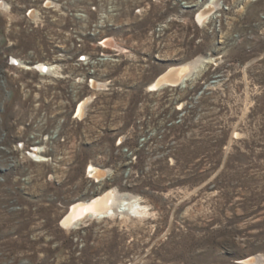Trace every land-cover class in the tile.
Wrapping results in <instances>:
<instances>
[{
  "label": "rangeland",
  "instance_id": "1",
  "mask_svg": "<svg viewBox=\"0 0 264 264\" xmlns=\"http://www.w3.org/2000/svg\"><path fill=\"white\" fill-rule=\"evenodd\" d=\"M208 1L0 0V264H264V0ZM112 190L146 215L63 226Z\"/></svg>",
  "mask_w": 264,
  "mask_h": 264
},
{
  "label": "bare ground",
  "instance_id": "2",
  "mask_svg": "<svg viewBox=\"0 0 264 264\" xmlns=\"http://www.w3.org/2000/svg\"><path fill=\"white\" fill-rule=\"evenodd\" d=\"M220 0H209L203 11L198 13L197 20L198 23L201 25H204L206 23L210 22L211 19H216L218 15L214 18L213 15H215L218 10L220 9ZM1 5V4H0ZM4 4L2 3L1 6ZM51 6L52 3L48 2L46 3V6ZM5 6V5H4ZM3 6V7H4ZM29 12V11H28ZM29 17L36 21H38V16L36 15V12L32 10L29 12ZM103 46L105 47H111L115 51V53L121 52V48H118L117 44L112 41H104ZM118 48V49H117ZM107 60V59H106ZM15 64L18 65L19 68L23 69H30L29 67L24 66L21 62H16L13 60ZM12 62V63H13ZM215 60L205 58L203 60H200L198 58L189 65H182L179 67L170 68L166 74L162 75L157 81H154L153 84L150 86V90H157L166 88L167 86H174L176 84H183L185 81H195V78L199 76L204 70L208 64L215 63ZM59 67L57 65L51 64L49 67L42 66V65H36L35 69L39 71V73L43 76H54L59 75ZM198 78V77H197ZM98 84V83H97ZM94 81L90 82V86L92 89H98L97 85ZM189 84V83H188ZM102 86V85H100ZM88 100H83L80 104L77 106V112L76 116L78 119H82L84 117L86 106H88ZM118 143H123L121 139L118 140ZM39 148V147H38ZM34 152H31L29 155L31 157H36V162H46V156H42V150L40 149H33ZM87 170V169H86ZM110 172L109 171H102L99 170L93 166H88L87 170V176L91 177L92 179L98 181H105ZM102 194V195H100ZM100 196L95 197L93 200H90L89 202H81L74 206H72L70 209L69 214L66 216V218L62 221L63 226L67 227L68 229H78L80 226L86 224L85 222L94 220V219H103L107 217H113V216H133L135 218L141 217L143 215H146V206L141 205L140 200L136 199L134 196L120 194V193H114V191H109L107 193H100ZM113 219V218H112ZM249 262H253L254 259L248 260Z\"/></svg>",
  "mask_w": 264,
  "mask_h": 264
},
{
  "label": "built area",
  "instance_id": "3",
  "mask_svg": "<svg viewBox=\"0 0 264 264\" xmlns=\"http://www.w3.org/2000/svg\"><path fill=\"white\" fill-rule=\"evenodd\" d=\"M30 12V11H29ZM29 14V13H28ZM179 86H177V87H174V88H178ZM169 88H172V87H169ZM173 89V88H172ZM179 104H181L182 105V103H179ZM179 104H178V109H180V108H182L183 107V105L181 106V107H179ZM119 144V143H118ZM91 178V177H90ZM92 179V178H91ZM94 180V179H93ZM94 181H96V180H94Z\"/></svg>",
  "mask_w": 264,
  "mask_h": 264
}]
</instances>
